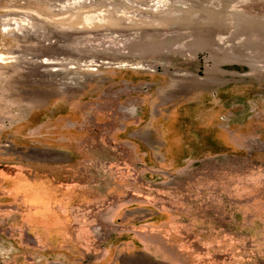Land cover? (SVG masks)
<instances>
[{"label":"rangeland","instance_id":"rangeland-1","mask_svg":"<svg viewBox=\"0 0 264 264\" xmlns=\"http://www.w3.org/2000/svg\"><path fill=\"white\" fill-rule=\"evenodd\" d=\"M0 57V264H264V0H0ZM33 183L77 236L2 224Z\"/></svg>","mask_w":264,"mask_h":264},{"label":"crops","instance_id":"crops-1","mask_svg":"<svg viewBox=\"0 0 264 264\" xmlns=\"http://www.w3.org/2000/svg\"><path fill=\"white\" fill-rule=\"evenodd\" d=\"M80 192L79 188L67 186L52 188L45 185L38 186L35 183L30 184L21 191L22 194L27 196L28 201L22 204L8 205L7 207L2 206V224L22 225L27 227L29 231L32 227H42L43 230L39 231L45 235L46 241L67 242L69 236L68 225L70 223L75 226V236L78 234L77 231H82L84 226L83 216L78 212V208L83 207L81 198L79 197ZM37 234L42 235L40 233H36L35 235ZM75 238L77 239V237ZM82 255L81 251L61 250L57 252V258H61L64 261H60L57 264H68V261L80 264L82 262ZM151 257H148L145 261L139 260L138 257H136V260H132L136 261L137 264H177L169 260L173 258L172 256L164 255L160 257L157 254H152Z\"/></svg>","mask_w":264,"mask_h":264},{"label":"bare ground","instance_id":"bare-ground-1","mask_svg":"<svg viewBox=\"0 0 264 264\" xmlns=\"http://www.w3.org/2000/svg\"><path fill=\"white\" fill-rule=\"evenodd\" d=\"M1 58V57H0Z\"/></svg>","mask_w":264,"mask_h":264}]
</instances>
